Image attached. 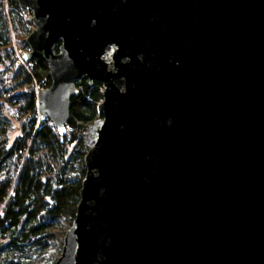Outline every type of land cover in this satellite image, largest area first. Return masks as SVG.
Masks as SVG:
<instances>
[{"label":"water","instance_id":"95a60500","mask_svg":"<svg viewBox=\"0 0 264 264\" xmlns=\"http://www.w3.org/2000/svg\"><path fill=\"white\" fill-rule=\"evenodd\" d=\"M18 3L46 118L104 86L54 264H264V0Z\"/></svg>","mask_w":264,"mask_h":264},{"label":"trees","instance_id":"16d2710c","mask_svg":"<svg viewBox=\"0 0 264 264\" xmlns=\"http://www.w3.org/2000/svg\"><path fill=\"white\" fill-rule=\"evenodd\" d=\"M25 12L18 0H0V264H54L76 216L85 133L100 117L104 86L76 81L64 130L41 115L38 94L52 79L40 53L22 58Z\"/></svg>","mask_w":264,"mask_h":264},{"label":"rangeland","instance_id":"374dc122","mask_svg":"<svg viewBox=\"0 0 264 264\" xmlns=\"http://www.w3.org/2000/svg\"><path fill=\"white\" fill-rule=\"evenodd\" d=\"M25 15H28V16H26V17H27L28 20H29L30 17L33 15L32 10H31V9L26 10ZM29 22H30V23H28L27 25H28V28H30V29H31V32H32L33 29L35 28V24H34L32 21H30V20H29ZM24 25H26V24H24ZM20 27H22V30H23V26L20 25ZM28 35H29V34H28ZM60 45H61V42H60V43L58 42L57 45H56V48H55V51H56V52H59ZM29 50H30V48H29ZM29 50H27V51H25V52H28ZM25 52H24V53H25ZM22 58H23V57H22ZM42 89H44V88H42ZM39 92H40V91H39ZM40 114L43 115V114L41 113V111H40ZM43 116H44V115H43Z\"/></svg>","mask_w":264,"mask_h":264}]
</instances>
